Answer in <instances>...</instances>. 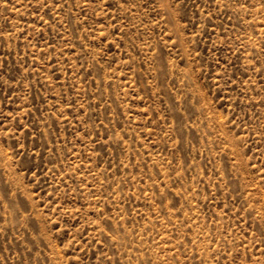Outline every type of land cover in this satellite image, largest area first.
<instances>
[{
	"label": "rangeland",
	"instance_id": "obj_1",
	"mask_svg": "<svg viewBox=\"0 0 264 264\" xmlns=\"http://www.w3.org/2000/svg\"><path fill=\"white\" fill-rule=\"evenodd\" d=\"M0 264H264V0H0Z\"/></svg>",
	"mask_w": 264,
	"mask_h": 264
}]
</instances>
